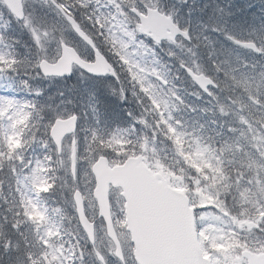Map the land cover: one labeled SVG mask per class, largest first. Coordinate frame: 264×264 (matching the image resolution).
Instances as JSON below:
<instances>
[{
	"label": "snow or ice",
	"instance_id": "snow-or-ice-1",
	"mask_svg": "<svg viewBox=\"0 0 264 264\" xmlns=\"http://www.w3.org/2000/svg\"><path fill=\"white\" fill-rule=\"evenodd\" d=\"M0 264H264V0H0Z\"/></svg>",
	"mask_w": 264,
	"mask_h": 264
}]
</instances>
